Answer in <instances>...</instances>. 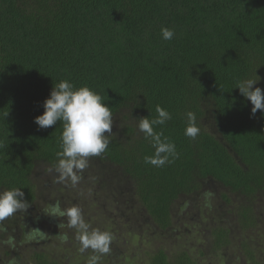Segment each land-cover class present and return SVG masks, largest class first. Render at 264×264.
<instances>
[{
	"label": "trees",
	"instance_id": "1",
	"mask_svg": "<svg viewBox=\"0 0 264 264\" xmlns=\"http://www.w3.org/2000/svg\"><path fill=\"white\" fill-rule=\"evenodd\" d=\"M245 79L264 89V0H0V191L19 188L26 201L0 221L5 255L18 264L21 244L35 243L27 234L48 239L40 229L58 216L36 217L45 204L79 207L89 232L127 223L120 232L132 237L133 215L110 217L107 200L115 210L137 205L158 234L193 239L203 259L264 264V116L250 118L251 102L235 89ZM62 80L99 94L113 121L107 149L88 158L75 186L55 182L63 122L34 123ZM157 105L172 118L154 130L178 153L162 167L145 162L155 148L138 128ZM188 112L195 139L184 134ZM61 218L54 239L80 251V233ZM183 246L172 257L159 249L150 264H201ZM27 263L66 264L45 249Z\"/></svg>",
	"mask_w": 264,
	"mask_h": 264
},
{
	"label": "clouds",
	"instance_id": "2",
	"mask_svg": "<svg viewBox=\"0 0 264 264\" xmlns=\"http://www.w3.org/2000/svg\"><path fill=\"white\" fill-rule=\"evenodd\" d=\"M161 34L164 40H171L174 31L162 28ZM258 83L252 79H245L238 81L235 88L239 89L240 94L251 102L250 118L255 117L257 111L264 116V89L254 87ZM43 108V114L34 119L38 130L52 127L57 122H63L64 130L60 138L62 151L57 153L59 159L58 164L55 165V170L59 175L55 182L63 183L70 180L75 186L81 179L78 173H82V170L87 167L88 158L99 156L108 147V135L105 133L111 134L113 126L110 108L102 102V97L89 87L84 86L77 89L68 80L53 84L49 98L43 102ZM155 110L157 117L140 118L138 128L144 133L145 139H150L155 148L154 156L145 157V162L162 167L169 162V157L174 158L178 153L174 143L170 142L167 137H163L162 132L154 130L155 126L164 125L170 120L171 113L159 105ZM187 119L188 125L184 134L195 139L200 132L196 126V116L193 112H188ZM48 171L51 172L52 169L49 168ZM24 195L19 188L0 191V221H4L15 212L25 208ZM50 215L66 217L68 226L77 229L80 233L77 239L81 245V252L91 248L101 254L109 253L111 234L101 231L89 232L79 207L61 209L57 203L53 206ZM64 240H67V236ZM96 259L98 257H93V262Z\"/></svg>",
	"mask_w": 264,
	"mask_h": 264
},
{
	"label": "rangeland",
	"instance_id": "3",
	"mask_svg": "<svg viewBox=\"0 0 264 264\" xmlns=\"http://www.w3.org/2000/svg\"><path fill=\"white\" fill-rule=\"evenodd\" d=\"M102 202L103 206H101V210L107 212L110 217H114L113 215H116V211L118 215H122L123 212L129 215L131 213V215H133V220H128V222H130L131 225H134V230L136 231L133 233L132 237L125 236L123 231L120 232V228L123 227L124 229H128L127 223L125 224L127 226H123L122 223V226L120 225L119 227H115L109 221L107 226L105 228H102L101 230V232H108L112 236L111 243H113V246H111L109 254H101L91 248L85 250L86 252H81L78 250V248H76V250H72L70 248L68 249V251H66L65 247L61 246V244L54 239L53 231L51 228L54 227L57 222L61 221L62 218L58 217L56 221H53V217L57 216L50 215V213L52 212V206L45 204L43 208L41 207L42 209H37L34 212V215L36 217L39 216L40 218H44L45 215L48 219L52 218V221L49 222L45 226V228L41 227L40 229L41 232H43L47 236H50L47 240L45 239L46 241H44L38 238L36 232L35 234L34 232L27 234V241L35 243L28 244L21 241V243L23 242L21 244V253L18 254L19 256H21V259H19V263H17L30 264L27 263V261L31 259L34 252L43 251V249H45L50 251L53 257H61V259H63L66 264H150L152 255H154L159 249H165L172 257L174 253L183 249V244H188V247L195 254L194 257L200 259L201 264H245V261L243 260L236 261V259L235 262H229L227 259L217 258L216 256H211V258L205 257L203 259L202 256L198 254L197 248L194 245V243H197L196 241L194 242V240L191 238L188 239L189 242L182 241L181 238L178 237V232L164 233L163 231H161V233L158 234L156 225L154 223L146 224L143 222L142 215L139 214L138 209L135 208V206L137 205H135L133 209L130 210H115V206L110 202H107V200H102ZM90 211H93V209H90ZM120 222L121 221H118V223ZM36 223L38 226H40L38 224V221H36ZM256 236L259 237L258 241L262 243V248H264V238H261L262 231L258 230ZM119 238L121 240H119ZM127 240L129 243H127ZM69 243L71 244V241ZM6 248L7 247L0 244V264H15L8 259L7 255H5ZM88 250L89 252H87ZM93 257H98V259L93 262Z\"/></svg>",
	"mask_w": 264,
	"mask_h": 264
},
{
	"label": "flooded vegetation",
	"instance_id": "4",
	"mask_svg": "<svg viewBox=\"0 0 264 264\" xmlns=\"http://www.w3.org/2000/svg\"><path fill=\"white\" fill-rule=\"evenodd\" d=\"M18 230H19V232H22V233L24 232V230H23V228H22V227H19V229H18Z\"/></svg>",
	"mask_w": 264,
	"mask_h": 264
}]
</instances>
